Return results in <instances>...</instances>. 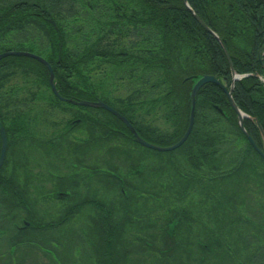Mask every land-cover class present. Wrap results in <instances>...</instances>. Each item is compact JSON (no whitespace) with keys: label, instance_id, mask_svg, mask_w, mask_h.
Masks as SVG:
<instances>
[{"label":"trees","instance_id":"1","mask_svg":"<svg viewBox=\"0 0 264 264\" xmlns=\"http://www.w3.org/2000/svg\"><path fill=\"white\" fill-rule=\"evenodd\" d=\"M187 2L191 10L183 0H0V52L41 55L51 64L62 96L104 101L122 113L141 137L159 146L182 136L189 120L191 87L203 74H212L231 89L237 107L260 123L264 135V0ZM231 66L245 76L233 81ZM16 73L25 81L6 91ZM48 78L45 65L31 57L0 60V121L8 139L0 167V264H27L18 255L24 249L36 255L53 253L59 260L60 238L38 239V232L63 227L85 206L107 215L111 222L105 226L119 227L90 230L96 258L81 264H264V220L246 204L245 193L251 188H244L248 183L264 192V159L240 130L237 113L220 86L206 83L199 89L192 131L171 152H176V164L149 168L147 153L157 150L138 144L124 123L103 108L59 100ZM30 79L37 92L23 86H30ZM115 80L126 81L129 90L112 101L105 94L111 92L107 83ZM160 103L170 109L166 118L175 125L170 132L142 118ZM70 106H76V112L60 133L35 137L41 134L40 120L59 108L69 112ZM81 108L102 113L91 115ZM253 119L245 118L243 125L262 148L264 137ZM75 130L83 137L75 136L79 139L66 144L65 136ZM130 145L142 150L136 152ZM95 147L109 159L87 161L85 155ZM63 151L66 165L79 169L64 174L52 167L56 175L47 172L57 180L54 188L35 185L45 177L39 173L40 181L36 179L29 160L39 162V157ZM9 161L10 171L4 174ZM46 163L39 162L40 168ZM72 178L76 180L66 183ZM95 178L101 183L100 200H94L93 190L80 192L77 198L80 184ZM58 192H68L77 202L58 219L44 221L37 214L38 196L51 198ZM57 202L64 203L63 197ZM132 226H148L151 235H163L158 260L149 261L135 250L143 240L126 238ZM156 227L163 229L153 230ZM131 249L141 256L130 261ZM79 261L73 258L68 264ZM32 264L39 263L33 259ZM61 264L67 263L62 259Z\"/></svg>","mask_w":264,"mask_h":264},{"label":"rangeland","instance_id":"2","mask_svg":"<svg viewBox=\"0 0 264 264\" xmlns=\"http://www.w3.org/2000/svg\"><path fill=\"white\" fill-rule=\"evenodd\" d=\"M125 45H128V43L126 42ZM24 81H25V79L22 77V75L19 73H16V75L11 77L9 82L6 83L5 89H6V91H9L11 88L18 86L19 84H22ZM30 83H31L30 86L23 84V86L25 88L27 87L26 91H28V89H32L33 91L37 92L35 86L33 85L34 80L30 79ZM107 84H109V88H110L111 92L108 94H105V96L108 99H111L112 101H114L115 98H117V97H124L129 90L128 89L129 87H128L126 81L115 80V82L110 81ZM158 92L156 94H158ZM45 93L49 94V92L47 90L45 91ZM25 95H28V94L25 93ZM37 103L41 104L43 102L38 100ZM163 106L164 105H162L160 103L155 109L151 110L150 113L142 114V118H144V122H149V123L157 126L158 129H160L162 132L164 130L167 132H170V131H172V129L174 128L175 125L172 123V121H170L166 118V116L170 112V109L166 106L165 107H163ZM41 107H42V105H41ZM70 107L72 109H69L68 110L69 112L63 111L61 108H59L60 110L56 109L55 111H52L51 115L48 116V118H46L44 121L40 120L38 123L37 131L40 132L41 134H36L35 137H39V135H41L45 139H47L49 136H51L55 132L60 133L61 129H64L66 121H68L72 117L71 115H73L76 112V111H74L77 108L76 106H70ZM81 111L85 112V113H89L91 115H96V116L99 115L98 113H102L99 109H93V108H87V109L81 108ZM99 116H101V115H99ZM76 131L77 130H75L74 132H76ZM74 132L70 135L65 136L66 137V144H68L69 140H71V139L72 140L73 139H76V140L79 139V138H75V136L83 137L82 135H80L78 133H74ZM74 134H76V135L73 137ZM33 135H34V133H32L31 137H33ZM66 144L64 145L62 150H66ZM132 148L136 152L142 150L141 148H138V147H132ZM93 150L94 151H90L89 153H87V155H85L87 161H92V160H100L101 161L102 159H109V157H108L109 155L102 152V150H100V148L95 147ZM171 152L172 151H158V150H157V152L149 151L147 153V155L150 157V159L147 160L145 163L147 164V166H149V168H152L153 166L170 167L171 165L176 164V162H177V155H175L176 152L175 153H171ZM171 154H173L174 157H171V161H169L168 158H170ZM36 156H38V155L36 154ZM161 157L163 158L164 161L162 163H159L160 161H158V160L161 159ZM65 159H66L65 151H63L62 154H53L52 156H47L45 159H42L41 157H39L40 163L47 162L46 164H44V166H42V167H45L44 169L40 168L39 162H32V160H29V165H32L31 173L36 176V179L40 175L39 173H44V177H45V179L42 182L40 181V179H37L40 182H36V184L35 183L34 184L37 185V183H38L39 186L41 188H44V189H53L54 184H56L57 180L55 178H52V177L49 178V175L47 172V171H50L51 175H56V173H53L52 167H57L58 170L64 174H70L72 171H75V170L77 171V169H79V167L77 169H75V168H72V165H66ZM103 162H107V161L104 160ZM11 164H12V161H9L5 170L3 171L4 174H6L7 172L10 171ZM20 171H22V170H20ZM23 173H24V171H23ZM84 173H86V172L84 171L82 174H84ZM152 174L153 173H151V175ZM81 176H85V175H81ZM42 177H43V175H42ZM150 177L154 178L153 176H149V178ZM74 180H76V179L72 178V179L66 180V183H72V181H74ZM93 181L92 180L89 181V179H88V180H85V182L83 184L82 183L80 184L79 191L81 192V194H84L86 192V190L88 189V187H91L93 192H95L96 194H102L101 183L99 181H97L96 178H95L94 183H93ZM247 184L248 183H244V188L247 187V188H251V189H250V191L247 190V192L245 193V195H246L245 196V202L247 205H250V207L258 214L260 220L261 219L264 220V216H263L264 215V192H259V191L257 192L253 189V188H255L254 186H251V185L247 186ZM108 186L111 188L110 185H108ZM108 191H110V190H108ZM112 191H113V189H112ZM112 191H110V192H112ZM59 193H63V192H59ZM59 193L57 196L56 195H54L53 197L51 196V198L48 195L45 196V198L43 196H38V200L39 199L40 200L38 201L39 212L37 214H40L41 218H43L44 221H54V220L58 219V217L60 215H63L64 210L67 209V206L72 203V201L67 200L68 198L65 197L64 195H61V197L66 198V200L68 202L67 203L64 201H63L64 203L57 202V199H59V197H60ZM60 204H61V207L59 206ZM91 210H94L92 206H85L82 209H80L79 211H77L75 213V215L66 224L63 225V227L57 228V229L55 227L54 228H46L45 230L38 232V235L41 237L38 239H43V237H45L44 239H49L53 236L60 238L61 244L58 245L59 248H57L58 253H59L58 256H60L59 260L56 258V255L53 253H51V254L47 253L46 254L49 257H51V258H49L44 253H42L41 251H38L37 255H36L34 252H32V251L29 252L28 250H25V249L22 250L23 252H20L18 255L22 254L23 257H25L24 259H28L30 261H32V258H34V260L36 259V261H38L39 264H61L62 259H63V261H65L68 264V259H73V257H76V255H74L72 252H68V250L65 247V244H66L65 241L66 240L64 237L66 235H71V234L75 233L74 231H77V229H80V226H79L80 222H84L85 226H90L88 215H91V214H89ZM93 235H94V232H93ZM79 242H80V244L78 245L77 248H82L81 244L82 243L85 244V242L88 243V240L82 241L80 239ZM39 249H40V247H39ZM78 256H79V260H80L79 262L81 264L82 261L86 260V257H91V252L85 250L82 253H80L79 255H77V257ZM28 263H29V261H28Z\"/></svg>","mask_w":264,"mask_h":264},{"label":"water","instance_id":"3","mask_svg":"<svg viewBox=\"0 0 264 264\" xmlns=\"http://www.w3.org/2000/svg\"><path fill=\"white\" fill-rule=\"evenodd\" d=\"M183 2L185 3L186 7L190 9L187 0H183ZM191 10V9H190ZM195 15V14H194ZM197 17V15H195ZM198 18V17H197ZM199 19V18H198ZM201 24L203 25V27H205V29L207 31H209L210 33H212L214 35L215 38H218V36L216 35V33H214L212 30H210L201 20H200ZM258 29L260 31L261 29V23L260 21L258 22ZM227 57H228V53L225 51ZM27 56V57H31L33 59H36L37 61L41 62L43 65H45V67L48 70L49 73V84L51 87L52 92L54 93V95L62 101H66L69 103H73L76 105H84V106H89V107H95V108H103L106 111H108L109 113H111L112 115H114L115 117H117L118 119H120L125 126L128 128V130L132 133V135L134 136V139L137 143H139L140 145L153 149V150H158V151H171L174 150L178 147H180L188 138L189 134L191 133V130L193 128V124H194V113H195V100H196V95L199 91V89L206 83H214L218 86H220L223 91L226 93L228 101L230 103V105L232 106V108L234 109V111L237 113V122H238V126L240 128V130L245 133V135L247 136L248 141L251 143V145L254 147V149L260 154V156L264 159V147L260 148L256 142L253 140V138L246 132L244 125H243V119L244 118H250L253 119L252 117H250L248 114H246L245 112L241 111L237 105L235 104L232 95H231V89H227L225 84L222 83L221 81H219V79L216 78L215 75L212 74H204L202 75L200 78H198L196 80V82L192 85V88L190 90V113H189V120H188V124L187 127L184 131V133L182 134V136L173 144L167 145V146H159L156 144H153L149 141H147L146 139H144L143 137H141L138 132L136 131V129L134 128V126L131 124V122L122 114L120 113L118 110H116L115 108H113L112 106L108 105L107 103L101 101V100H95V101H90V100H86V99H82V100H75L73 98H67L62 96L55 84L54 78V71L52 69L51 64L42 56L30 52V51H22V50H8V51H3L0 52V60L7 57V56ZM259 56H260V52H259ZM261 59V58H260ZM232 68V66H231ZM233 69V68H232ZM231 69V70H232ZM241 77V75L235 73L232 70V78L233 80H238ZM233 87V84L231 85V88ZM255 120V119H253ZM255 122L257 123V126L259 128V130L263 135V131H262V127L260 125V123L255 120ZM0 140H1V145H0V167L2 166L4 159H5V155H6V151H7V145H8V140H7V136L4 130V127L0 121Z\"/></svg>","mask_w":264,"mask_h":264},{"label":"flooded vegetation","instance_id":"4","mask_svg":"<svg viewBox=\"0 0 264 264\" xmlns=\"http://www.w3.org/2000/svg\"><path fill=\"white\" fill-rule=\"evenodd\" d=\"M74 133H76V132H74ZM75 135H73V137ZM49 173H51V172L49 171ZM94 181H93V183H94ZM89 192H91V191L89 190ZM77 193H78L77 194V198H78V196L80 194V191L79 192L77 191ZM64 194H65L64 196L68 198L67 200H71L72 201V203L70 205L74 204V202L77 200V199L75 201L72 200V198L69 197V194L67 192L64 193ZM92 195H93V198H94L95 201H99L100 200V195L99 194H96L94 192V194H92ZM64 200H65L66 203L68 202L66 199H64ZM70 205H68L67 208H69ZM93 209L94 210H91L90 213H89L91 215H88L90 226H85L84 222H80L79 223L80 229H77L78 232L74 231L75 233H73L71 235H66L64 237L65 240H66L65 241L66 242V244H65L66 249L68 250V252H72L74 255H76V257H73L74 259H79V256L77 257V255H79L80 253H82L85 250L91 252V257L93 259H94V257L96 258L95 248L90 243L91 242V238L89 236L93 235L90 232V230L94 229L95 227L96 228L99 227V228L102 229L105 226V223L107 224V223L111 222V220L109 219V217L107 215L102 216L101 215L102 214L101 211L95 209L94 207H93ZM70 219L71 218H69L67 220V222ZM173 225H174V227H176V234L174 236V247L173 248H174L175 251H177V214H176V216H175V218L173 220ZM105 227H106V229L112 228V229L116 230V227H119V226L115 225V226H105ZM150 229L151 228L148 227V226H146V227H133V226L132 227H128V232H127L126 238H129L132 241H133V239H135L134 241H136V242L139 239H142L143 240V245L140 246V243L137 242L136 245H135V250H139L138 253L139 254H144V257L146 259H149V261L150 260H155L156 261V260L159 259L160 252L162 251L161 249L164 247L163 235H151L150 234ZM162 229L163 228L156 227L153 230L160 231ZM80 239L82 241L88 240V243H86V242H85V244L82 243L81 244L82 248H77L78 245L80 244V242H79ZM151 239H154V240H151ZM71 245L75 246L73 248V250H71ZM138 253L134 254L133 249H131V251H129V253H128V258L130 259V261H133L135 259V256H141V255H138ZM86 258H89V257H86ZM176 258H177V253H176ZM68 260H70V259H68ZM176 264H177V262H176Z\"/></svg>","mask_w":264,"mask_h":264}]
</instances>
